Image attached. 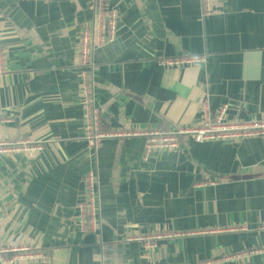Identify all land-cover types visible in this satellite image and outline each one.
Instances as JSON below:
<instances>
[{
	"label": "crops",
	"instance_id": "obj_1",
	"mask_svg": "<svg viewBox=\"0 0 264 264\" xmlns=\"http://www.w3.org/2000/svg\"><path fill=\"white\" fill-rule=\"evenodd\" d=\"M94 0H0V139L40 145L0 153V264H199L264 250V141L198 142L143 159L144 137L81 138L80 31ZM116 38L94 52L102 128L174 132L215 114L264 121V0H106ZM182 56L200 63L169 65ZM96 170L97 220L80 231L76 204ZM249 175L252 178L234 180ZM156 235H165L155 239ZM45 260L23 259V250ZM5 260H7L5 262ZM224 264H264V251Z\"/></svg>",
	"mask_w": 264,
	"mask_h": 264
},
{
	"label": "built area",
	"instance_id": "obj_2",
	"mask_svg": "<svg viewBox=\"0 0 264 264\" xmlns=\"http://www.w3.org/2000/svg\"><path fill=\"white\" fill-rule=\"evenodd\" d=\"M106 26L109 39L113 41L116 38L117 18L112 7L107 5L106 0L93 1V19L92 24L84 26L80 31L78 43V60L81 73L80 98L82 100L85 117V127L82 139L86 145L96 150L103 139L118 138L121 136L139 135L144 137L143 159L147 160L149 154L154 151L177 149L180 138L185 134H190L198 142L206 140L219 139H238L258 136L264 141V121H227L225 119L226 107L221 106L219 110L209 115L206 112V100L202 104V120L191 127L179 128L174 132H167L162 129H147L141 133L126 132L121 130H111L102 128V118L99 109L95 105V93L92 85V76L94 68V52L101 46V28ZM204 60L203 56H182L170 59L167 63L170 65H191L200 63ZM3 53L0 48V74L4 72ZM41 146L31 142L28 139L20 138L16 140L0 139V153L7 152H27L32 149H40ZM85 186V197L76 204V219L80 231L92 229L97 220V208L99 205L100 181L96 170L89 169L83 176ZM264 228V227H263ZM165 237V235H156L155 239ZM100 257L99 264H111L109 251L106 245L99 246ZM262 249L251 251H241L226 257H221L214 261H202L199 264H224L229 261L245 260L251 255L263 252ZM23 259L45 258L40 253L31 252L29 249L23 250ZM7 260H5L6 262Z\"/></svg>",
	"mask_w": 264,
	"mask_h": 264
},
{
	"label": "water",
	"instance_id": "obj_3",
	"mask_svg": "<svg viewBox=\"0 0 264 264\" xmlns=\"http://www.w3.org/2000/svg\"><path fill=\"white\" fill-rule=\"evenodd\" d=\"M234 180H239V179H246V178H252L249 175H244V176H237V177H232Z\"/></svg>",
	"mask_w": 264,
	"mask_h": 264
}]
</instances>
